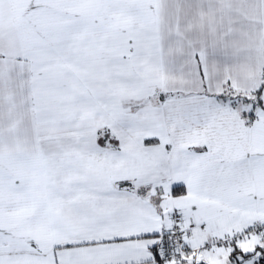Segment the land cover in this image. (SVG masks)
<instances>
[{"label":"snow or ice","instance_id":"snow-or-ice-1","mask_svg":"<svg viewBox=\"0 0 264 264\" xmlns=\"http://www.w3.org/2000/svg\"><path fill=\"white\" fill-rule=\"evenodd\" d=\"M0 264H264V0H0Z\"/></svg>","mask_w":264,"mask_h":264}]
</instances>
